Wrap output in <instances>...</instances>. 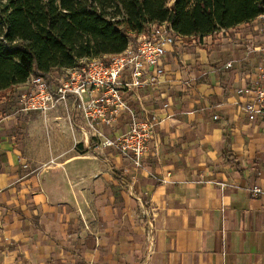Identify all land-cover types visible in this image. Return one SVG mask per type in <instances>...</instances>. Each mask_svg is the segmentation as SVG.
Here are the masks:
<instances>
[{
	"label": "crops",
	"instance_id": "1",
	"mask_svg": "<svg viewBox=\"0 0 264 264\" xmlns=\"http://www.w3.org/2000/svg\"><path fill=\"white\" fill-rule=\"evenodd\" d=\"M261 22L229 30L241 44L220 31L167 48L158 87L140 93L141 105L130 98L139 115L142 106L161 119L139 170L116 151L93 154L71 103L23 117L39 127L26 158L4 128L0 264H264V122L248 117L238 94L263 57L252 51L263 44ZM128 125L126 116L103 130L111 137ZM254 186L263 194L253 197Z\"/></svg>",
	"mask_w": 264,
	"mask_h": 264
},
{
	"label": "trees",
	"instance_id": "2",
	"mask_svg": "<svg viewBox=\"0 0 264 264\" xmlns=\"http://www.w3.org/2000/svg\"><path fill=\"white\" fill-rule=\"evenodd\" d=\"M264 15V0H0V96L85 59L122 54L150 24L204 38Z\"/></svg>",
	"mask_w": 264,
	"mask_h": 264
},
{
	"label": "built area",
	"instance_id": "3",
	"mask_svg": "<svg viewBox=\"0 0 264 264\" xmlns=\"http://www.w3.org/2000/svg\"><path fill=\"white\" fill-rule=\"evenodd\" d=\"M258 19L264 25V15ZM262 30L264 36V28ZM182 39L168 23L150 24L133 48L109 57L108 61L85 59L75 68L51 74V83L41 76L32 77L25 89L11 90L0 96V132L8 127L11 119L17 125L20 117L32 113L46 115L59 106L67 107L71 103L73 111L79 112L87 124L86 137L96 140L102 149L116 151L129 161L133 169H141L161 119L157 113L149 115L142 106L140 110L143 114L139 115L131 106L130 98L141 105L140 93L158 87L165 75L167 48ZM254 50L262 53V60L254 69L249 87L240 89L238 94L246 98L243 108L248 117L264 122V40L262 46ZM230 66L231 63L227 65ZM11 107L13 109L9 111ZM163 108H168V104ZM126 116L129 118L127 131L107 136L103 129L113 131ZM261 194L260 187L252 188L253 197ZM136 199L141 200L139 197ZM150 213L154 216V209H150ZM145 223L151 237V217Z\"/></svg>",
	"mask_w": 264,
	"mask_h": 264
},
{
	"label": "rangeland",
	"instance_id": "4",
	"mask_svg": "<svg viewBox=\"0 0 264 264\" xmlns=\"http://www.w3.org/2000/svg\"><path fill=\"white\" fill-rule=\"evenodd\" d=\"M238 32H240V31L239 30H232V31H229V32H226V33L223 32V33H221V35H222L221 37L224 38V39L230 38V39H232V41H237L238 44H241L243 42H241L240 38L238 39V36H237V34H239ZM216 35H218V34H216ZM219 39H220V37H218L217 40H219ZM189 42L190 41H188V43ZM136 43H137V41H136ZM188 43L185 41L183 45L187 44V46H188L189 45ZM198 43L199 42H197L196 45L193 44L192 47H194V45L195 46H198ZM190 44H191V42H190ZM100 58L103 59V60H105V61H108L109 60L108 57H100ZM12 107H11V109H9V111H12V109H13ZM19 119L22 120L21 125L19 124L18 127H15V126L12 127V125L8 126L6 128L5 135H8L9 137L10 136L15 137V139L13 141H14V144L16 145V147L13 146V149H16L17 150L18 148H20L22 150V152H21V150L20 151L18 150L20 157L21 158H26V155L29 154V151L26 150V152H25V148L24 147L27 144V142H25V140H28V134L30 133L31 130L32 131L33 130L38 131V128H39L38 125H33L34 123L37 124L38 117L33 115L27 121H25L23 117H20ZM28 122H29V125H28ZM35 139H45V137L36 136ZM95 145H96L95 149L98 152H95L93 154H95L96 156H98V158L99 157H103V155L101 154V151H104V149L100 148L98 146V143L97 142H95ZM48 155H49V153H47L46 155H45V153H43L42 159L45 160L46 158H48ZM24 171H26V173H29V172L32 171V168H30V169L24 168ZM15 186L16 187L19 186L18 188H21L22 185L20 184V182H17V185H15Z\"/></svg>",
	"mask_w": 264,
	"mask_h": 264
}]
</instances>
